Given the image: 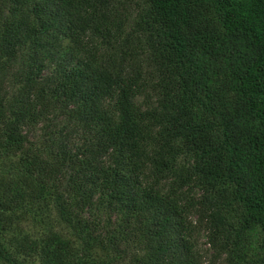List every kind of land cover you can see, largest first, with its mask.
<instances>
[{"label": "trees", "instance_id": "16d2710c", "mask_svg": "<svg viewBox=\"0 0 264 264\" xmlns=\"http://www.w3.org/2000/svg\"><path fill=\"white\" fill-rule=\"evenodd\" d=\"M216 262L264 264V0H0V264Z\"/></svg>", "mask_w": 264, "mask_h": 264}, {"label": "rangeland", "instance_id": "374dc122", "mask_svg": "<svg viewBox=\"0 0 264 264\" xmlns=\"http://www.w3.org/2000/svg\"><path fill=\"white\" fill-rule=\"evenodd\" d=\"M27 230H31L32 231L33 229L30 226H28ZM201 248H202L203 253H204L205 257H206V260H209L211 258L210 252L208 250V246L206 245V242L203 239L201 241ZM216 264H221V263H217L216 262Z\"/></svg>", "mask_w": 264, "mask_h": 264}]
</instances>
